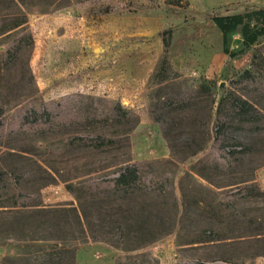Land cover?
Listing matches in <instances>:
<instances>
[{
	"label": "rangeland",
	"instance_id": "obj_1",
	"mask_svg": "<svg viewBox=\"0 0 264 264\" xmlns=\"http://www.w3.org/2000/svg\"><path fill=\"white\" fill-rule=\"evenodd\" d=\"M261 8L264 0H0V30L15 20L25 22L24 28L0 36V170H16L23 176L18 190L51 209L78 207L68 182L89 172L101 176L110 170L104 168L125 161L155 162L152 171L163 178L175 174L179 200L181 187L193 189L199 199L207 196L185 176L197 169L221 185L251 177L264 194V132L235 134L254 153L240 161L235 157L230 166L213 150V139L203 154L183 161L185 144L194 138L202 143L208 134L214 138L216 129L211 125L207 132L195 123L202 118L200 108L175 110L169 103L188 97V89L201 84L211 86L220 99L254 56H264L263 37L249 55L231 60L223 54L222 33L212 22L214 16ZM228 45L241 49V35H230ZM117 103L135 116L113 120ZM31 110L38 115L46 110L54 119L25 122ZM159 118L170 123L167 132ZM75 137L83 141H72ZM96 138L116 144L101 150L88 147ZM35 162L56 182L46 184L49 180ZM196 178L202 187L216 190ZM7 185L0 193L14 195L13 182ZM230 201L238 214L264 217V198ZM231 212L223 211L217 229L224 236L245 235L234 246L225 244L233 240L199 243L202 232L184 223L174 234L129 252L125 249L138 241L124 242L121 250L81 236L40 243L27 241L26 234L20 241L5 239L9 215L1 214L0 264H221V257L235 264H264V256L250 259L261 244L249 236L250 229H239ZM61 219L74 221L70 213Z\"/></svg>",
	"mask_w": 264,
	"mask_h": 264
},
{
	"label": "trees",
	"instance_id": "obj_2",
	"mask_svg": "<svg viewBox=\"0 0 264 264\" xmlns=\"http://www.w3.org/2000/svg\"><path fill=\"white\" fill-rule=\"evenodd\" d=\"M174 4V3H172ZM212 22L217 26L223 36V54L231 60H236L249 55L253 48L264 37V8L248 11L242 14L214 16ZM24 23L15 22L4 30H0V36L17 28H24ZM239 33L242 38V48L238 51L230 49L229 36ZM24 40V36L20 43ZM21 46V45H20ZM165 47L168 43L165 42ZM223 91V89H222ZM188 97L175 98L169 103L175 106V110L201 109L203 115L194 120L201 127L210 131L211 125L216 129L215 137H206L204 142L185 144L188 151L183 161L196 158L203 154L210 141L213 139L212 148L230 166L235 157L254 153L251 145L239 141L240 132H251L258 135L264 132V56H254L250 67L243 70L232 82V88L225 95L217 99L213 88L207 84L199 87L191 86L188 89ZM3 112L0 111V117ZM113 120L121 122L135 116L129 109H124L120 103L114 105L112 110ZM53 116L46 110L40 115L30 111L24 121L35 124L39 120L50 123ZM167 132L166 126L170 123L157 119ZM2 128V125H0ZM72 141H83L75 137ZM88 147L101 150L108 145L116 144V141L96 138L90 140ZM6 154V153H5ZM4 155V153H3ZM1 160V158H0ZM242 160V159H241ZM166 163L172 161L166 160ZM152 161H125L117 165L104 168L108 170L98 177H91L93 172L85 174V177L76 182H68L67 190L74 196L78 207L70 208H42L37 203L34 195H29L18 190L23 176L13 168L0 170V191L6 189L8 180H11L16 188L12 196L0 193V215H9L5 226L9 227L5 239L23 240L21 234H26L29 242H60L85 238L94 242H110L117 248L123 249L124 242L138 241L134 248H126L127 252L137 251L148 247L150 244L174 234L178 226L193 228L202 232L199 243H217L226 240L228 246H234L245 235L224 236L218 227V219L223 211H233L229 217L237 219L239 229H250L253 241L261 244L260 250L250 259L254 260L264 256V217L257 220L248 214H238L233 199L256 200L264 198L251 177L243 176L239 181L230 185L214 183L213 179L201 169L188 173L186 177L193 180L195 185L206 191L205 199H199L193 189L180 188L181 200L175 193V177L163 178L155 174ZM37 170L46 175V184L56 182V178L43 166L36 163ZM114 168V169H111ZM89 176V177H88ZM198 176L211 187H202ZM231 186L234 188L225 189ZM223 189L221 191H217ZM22 200V201H21ZM70 213L74 217L73 222L63 221L61 217ZM43 215L45 216L43 220ZM181 219L178 220V217ZM185 223V224H184ZM180 227V228H181ZM44 232V233H43ZM75 233L77 235H75ZM44 234V235H43ZM114 246V245H113ZM54 249V248H53ZM221 264H235L232 258L221 257ZM198 264H215L201 262Z\"/></svg>",
	"mask_w": 264,
	"mask_h": 264
}]
</instances>
